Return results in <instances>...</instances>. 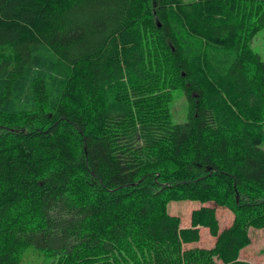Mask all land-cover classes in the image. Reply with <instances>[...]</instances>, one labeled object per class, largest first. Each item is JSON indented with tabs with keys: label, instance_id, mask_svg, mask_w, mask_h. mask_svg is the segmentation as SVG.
I'll list each match as a JSON object with an SVG mask.
<instances>
[{
	"label": "trees",
	"instance_id": "trees-1",
	"mask_svg": "<svg viewBox=\"0 0 264 264\" xmlns=\"http://www.w3.org/2000/svg\"><path fill=\"white\" fill-rule=\"evenodd\" d=\"M150 1L0 0V264L29 248L43 264H247L246 229L264 228V0ZM184 199L233 222L218 231L202 205L180 227L166 207ZM200 226L213 247L184 248Z\"/></svg>",
	"mask_w": 264,
	"mask_h": 264
},
{
	"label": "rangeland",
	"instance_id": "rangeland-1",
	"mask_svg": "<svg viewBox=\"0 0 264 264\" xmlns=\"http://www.w3.org/2000/svg\"><path fill=\"white\" fill-rule=\"evenodd\" d=\"M183 2H192V0H182ZM194 1V0H193ZM151 9L155 8V1L151 0ZM189 31L191 30L188 27ZM200 35H196L198 37ZM255 37L251 40V49L258 52L264 61V29L257 32ZM202 48H209L215 46L212 42H208L205 38L200 37ZM154 51V48H149L148 52ZM147 52V53H148ZM169 89V88H168ZM169 102L168 108L171 112L172 121L175 123H181L186 120V115L189 112V100L187 94L182 91L181 88H170L169 89ZM264 146V142H263ZM202 205L214 206L216 210V219L218 220V231L231 225L233 222L234 212L223 204H216L213 200H171L167 204V213L171 215H176L179 219L180 227L190 226L192 210L201 207ZM200 238L199 241L194 243H186L182 245L184 248H211L215 244V236H212L208 232V228L204 226L199 227ZM247 231V242L240 251L239 259L243 260L247 264H264V228H259L255 226H249ZM46 259L43 256L37 254L33 251V248H29L26 251H22L20 254V264H43Z\"/></svg>",
	"mask_w": 264,
	"mask_h": 264
}]
</instances>
